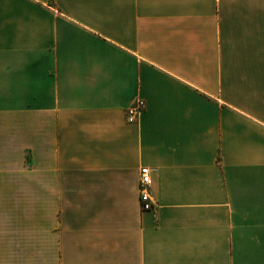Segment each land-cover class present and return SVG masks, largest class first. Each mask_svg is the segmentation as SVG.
<instances>
[{"label": "crops", "instance_id": "1", "mask_svg": "<svg viewBox=\"0 0 264 264\" xmlns=\"http://www.w3.org/2000/svg\"><path fill=\"white\" fill-rule=\"evenodd\" d=\"M0 264H264V0H0Z\"/></svg>", "mask_w": 264, "mask_h": 264}, {"label": "built area", "instance_id": "2", "mask_svg": "<svg viewBox=\"0 0 264 264\" xmlns=\"http://www.w3.org/2000/svg\"><path fill=\"white\" fill-rule=\"evenodd\" d=\"M145 109V103L141 99H136L132 105L126 109L125 118L128 123H137L140 115ZM148 167H141L138 170V195L139 202L143 210H152L154 203L150 195L151 175Z\"/></svg>", "mask_w": 264, "mask_h": 264}]
</instances>
